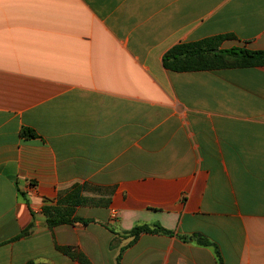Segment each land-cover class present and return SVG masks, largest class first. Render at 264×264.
<instances>
[{
    "label": "crops",
    "instance_id": "1",
    "mask_svg": "<svg viewBox=\"0 0 264 264\" xmlns=\"http://www.w3.org/2000/svg\"><path fill=\"white\" fill-rule=\"evenodd\" d=\"M222 35L264 51V0H0V264H264V66L164 65Z\"/></svg>",
    "mask_w": 264,
    "mask_h": 264
},
{
    "label": "trees",
    "instance_id": "2",
    "mask_svg": "<svg viewBox=\"0 0 264 264\" xmlns=\"http://www.w3.org/2000/svg\"><path fill=\"white\" fill-rule=\"evenodd\" d=\"M231 38L232 36L230 35H222L198 42L177 45L164 55V65L167 69L175 72L212 71L220 69L264 66L263 50H252L245 46L222 48V44ZM21 135L22 137L28 139L38 137L37 133L33 129L27 127L22 128ZM45 213L49 227L60 224L90 222V220L72 217L73 211L67 209H46ZM142 234L172 235L173 232L164 229L158 224L137 225L130 231L125 232V238L130 240L126 248L135 243ZM181 239L185 241H193L202 247L211 248L216 255L217 264H223V257L219 246L206 236L196 233L190 236H181ZM124 250L125 248H122L116 259V264L120 263ZM64 251L72 258L87 264L85 257L76 248H66Z\"/></svg>",
    "mask_w": 264,
    "mask_h": 264
}]
</instances>
